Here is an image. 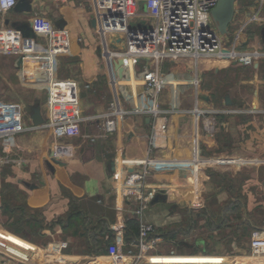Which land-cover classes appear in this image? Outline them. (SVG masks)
Masks as SVG:
<instances>
[{"label":"crops","instance_id":"1","mask_svg":"<svg viewBox=\"0 0 264 264\" xmlns=\"http://www.w3.org/2000/svg\"><path fill=\"white\" fill-rule=\"evenodd\" d=\"M31 2V11L0 14V123L34 125L37 104L46 121L82 120L66 138L38 126L2 141L0 205L4 197L18 206L16 218L30 227L19 238L1 221L9 233L0 231L7 236L0 243L20 255L7 240L22 248L31 242L37 250L29 262L3 256L0 264H130L125 256L137 251L138 224H131L137 219L121 194L122 179L148 162V183L157 191L146 217L166 240L152 257L156 263L135 264H264L250 256L251 232L264 230V56L252 65L187 56L156 66L141 59L117 75L93 23V0ZM263 27L264 0H236L223 39L238 49L264 50ZM43 28L66 29L69 52L4 51L17 45L6 30H21L44 49ZM147 65L159 71L160 106L169 110L163 146L153 152ZM114 100L124 113L109 133L104 118ZM201 158L207 161L192 173ZM0 220L6 218L0 214ZM61 242L68 247L58 254ZM116 242H123L120 255L110 253Z\"/></svg>","mask_w":264,"mask_h":264},{"label":"built area","instance_id":"2","mask_svg":"<svg viewBox=\"0 0 264 264\" xmlns=\"http://www.w3.org/2000/svg\"><path fill=\"white\" fill-rule=\"evenodd\" d=\"M18 1L0 0V14H7ZM93 2L96 29L102 45L106 49H111V38L123 36L122 42L126 48L121 51L111 49L110 56L113 54L114 59L124 58L125 64L128 61L146 59L157 66L165 59L176 60L190 56L195 60L203 57H217L244 65H252L264 56V50L258 48L238 49L235 45L226 44L212 17V10L218 0H93ZM141 4H145L146 12L141 11ZM143 17L151 19L149 26L139 22V19ZM256 19L257 16H254L253 20ZM6 32L15 34L17 45L14 49H5L4 51L56 56L68 53L70 50V35L66 29H41L39 35L47 41V46L44 49L38 47L33 36L25 35L21 30H6ZM156 66L147 65L148 69L143 74L145 93L152 99V106L145 110L152 117L151 152L163 146V139L165 140L168 129L167 113L169 112L160 106L159 93L162 79ZM122 113L124 111L121 110L117 100H114L109 111L105 114L103 128L106 132L110 133L117 129V116ZM81 120L80 117L70 115L51 118L38 126L50 129L55 137L62 139L78 133ZM38 126L27 127L23 124L0 123V151L5 138L14 137ZM205 161H207L206 158H201V161L194 163L191 172L198 173L201 170L202 162ZM149 163L122 179L121 194L131 206V213L138 222V236L133 244L137 251H130L125 256L126 259H130V264L139 263L145 259L156 263L153 262L152 257L156 255L155 251L158 246L166 240L165 235L159 233L155 225L146 217L157 191L156 187L150 186L148 183L152 174ZM0 231L5 234L9 233L3 229L1 220ZM0 237L7 239V236L1 233ZM7 243L16 246L24 254L20 255V252L11 250L8 245L0 243V258L7 256L29 262L31 254L37 250V246L31 242H29L28 248H22L11 240H7ZM122 244L123 242L112 244L110 253L120 255ZM66 247H68V243L61 242L56 248V252L61 254ZM250 247V256L264 258V230L254 229L252 231Z\"/></svg>","mask_w":264,"mask_h":264},{"label":"water","instance_id":"3","mask_svg":"<svg viewBox=\"0 0 264 264\" xmlns=\"http://www.w3.org/2000/svg\"><path fill=\"white\" fill-rule=\"evenodd\" d=\"M32 0H19L16 6L14 7L17 11L28 10L31 11L33 9ZM144 8L141 9L142 12H146V6L143 5ZM236 11V0H218L217 5L212 10V17L214 21L217 23L218 30L221 34H227L229 31V25L235 18ZM150 18L143 17L139 19V22L145 26L150 25ZM95 24V20L93 21ZM262 39L264 41V27L262 29ZM123 36H118L117 38H111L110 47L114 51L124 50L125 44L122 42ZM125 64V59L120 57L113 60V67L117 75L120 74V70L122 66ZM226 103L228 105L231 104L230 98L226 96ZM32 122L34 125H42L45 123V118L42 114L41 105L37 104L31 108L30 113Z\"/></svg>","mask_w":264,"mask_h":264},{"label":"trees","instance_id":"4","mask_svg":"<svg viewBox=\"0 0 264 264\" xmlns=\"http://www.w3.org/2000/svg\"><path fill=\"white\" fill-rule=\"evenodd\" d=\"M235 206V207H234ZM17 208H13V205L10 204V202L6 201L4 199V197H2L1 199V218H6V220H1L2 224L7 227L8 229H10L11 231H13L14 233H16L17 235H20V231L21 229L25 228V227H30L29 225V221L26 220H18L16 218L15 212L18 209V206H16ZM19 209H22L21 206H19ZM230 209L232 210V212L236 211L238 209L237 205H233L230 207ZM23 211V210H22ZM12 217H15V220H9L10 218L12 219ZM72 223V220H69ZM76 221V220H74ZM138 224L137 220H132L131 224L135 226V224ZM252 233V232H251Z\"/></svg>","mask_w":264,"mask_h":264},{"label":"rangeland","instance_id":"5","mask_svg":"<svg viewBox=\"0 0 264 264\" xmlns=\"http://www.w3.org/2000/svg\"><path fill=\"white\" fill-rule=\"evenodd\" d=\"M142 8H144L143 7V4H141V6H140V9H142ZM96 32H97V30H96ZM98 33V32H97ZM98 35H99V33H98ZM225 38L227 37V34H222ZM99 37H100V35H99ZM261 168H264V165H262V167ZM263 179H264V177H263ZM252 231V230H251ZM160 245H162V244H160ZM159 245V246H160Z\"/></svg>","mask_w":264,"mask_h":264}]
</instances>
